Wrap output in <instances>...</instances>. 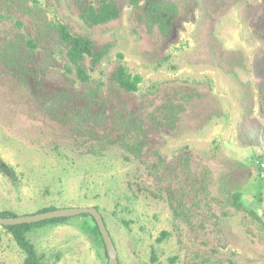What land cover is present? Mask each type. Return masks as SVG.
I'll use <instances>...</instances> for the list:
<instances>
[{"label": "rangeland", "instance_id": "rangeland-1", "mask_svg": "<svg viewBox=\"0 0 264 264\" xmlns=\"http://www.w3.org/2000/svg\"><path fill=\"white\" fill-rule=\"evenodd\" d=\"M103 1L118 18L86 26ZM151 2L176 8L166 34ZM57 24L107 49L86 84ZM0 158L16 176L0 174V212L96 208L119 264H264V0H0ZM27 237L50 264H108L89 216ZM23 258L0 226V264Z\"/></svg>", "mask_w": 264, "mask_h": 264}, {"label": "trees", "instance_id": "trees-1", "mask_svg": "<svg viewBox=\"0 0 264 264\" xmlns=\"http://www.w3.org/2000/svg\"><path fill=\"white\" fill-rule=\"evenodd\" d=\"M141 0H129L131 6L136 7ZM148 17H150L151 23L156 24L160 29L162 34H166L169 27L168 20L176 14V8L170 3L161 2H151L149 4ZM119 16L118 8L110 1H103L100 3L98 8L89 7L80 16L83 23L88 27L98 26L106 24L112 20H115ZM56 34L59 41L67 48L66 57L68 60V65L66 70L68 73H73L76 79L82 83L86 84L89 82V76L86 74L85 70L81 66V63L85 58H90L93 65L99 63L102 57L105 55L107 49L102 52H94L93 43L89 38L80 35H72L64 25L57 24L55 26ZM28 45L33 48L32 41L28 42ZM142 78L139 75H130L125 69L120 66L114 74V82L119 89L134 93L138 91L139 84ZM134 154L138 153L141 149V142H133L127 147ZM0 174L9 177L12 181L16 179L15 171L12 167L6 164L0 158ZM231 205L237 210L242 211L246 214H250L253 218H257L253 211H249L245 208L242 203L241 193H231L230 194ZM96 209V208H95ZM56 210L53 207L44 208L35 214L46 213ZM89 216V215H81ZM16 215L10 211L0 212V218H15ZM80 217V216H78ZM90 217V216H89ZM91 218V217H90ZM70 218H58L52 220H46L35 224H23L16 226H5L4 228L12 235L17 247L23 253L24 258L22 264H50L44 255L39 254L34 246V244L28 239L27 234L34 228L41 227L47 224H59L67 221ZM92 219V218H91ZM93 220V219H92ZM94 221V220H93ZM95 222V221H94ZM95 230L99 237L102 239L99 232L98 226L95 223ZM167 232H162L161 236L157 241H161L164 237H167ZM107 255V253H106ZM153 260H155V256ZM57 258V256H56ZM184 264H202L198 262H187Z\"/></svg>", "mask_w": 264, "mask_h": 264}, {"label": "water", "instance_id": "water-1", "mask_svg": "<svg viewBox=\"0 0 264 264\" xmlns=\"http://www.w3.org/2000/svg\"><path fill=\"white\" fill-rule=\"evenodd\" d=\"M81 215H89L98 226L108 256V264H119L116 248L106 229L102 216L95 208L56 209L51 212L40 213V214L20 216L15 218H0V226L5 227V226H16L23 224H35L46 220H52L58 218H72Z\"/></svg>", "mask_w": 264, "mask_h": 264}, {"label": "built area", "instance_id": "built-area-1", "mask_svg": "<svg viewBox=\"0 0 264 264\" xmlns=\"http://www.w3.org/2000/svg\"><path fill=\"white\" fill-rule=\"evenodd\" d=\"M261 167H264V164H261Z\"/></svg>", "mask_w": 264, "mask_h": 264}]
</instances>
